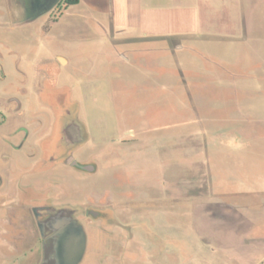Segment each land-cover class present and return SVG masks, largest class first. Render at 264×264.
<instances>
[{
  "label": "rangeland",
  "instance_id": "374dc122",
  "mask_svg": "<svg viewBox=\"0 0 264 264\" xmlns=\"http://www.w3.org/2000/svg\"><path fill=\"white\" fill-rule=\"evenodd\" d=\"M225 1L227 18L168 46L113 35L88 1L24 21L0 0V108L17 100L36 133L20 180L77 212L81 264H264V0ZM61 105L92 172L38 166Z\"/></svg>",
  "mask_w": 264,
  "mask_h": 264
},
{
  "label": "flooded vegetation",
  "instance_id": "af4514ba",
  "mask_svg": "<svg viewBox=\"0 0 264 264\" xmlns=\"http://www.w3.org/2000/svg\"><path fill=\"white\" fill-rule=\"evenodd\" d=\"M15 1L22 11V19L34 21L48 14L43 12L53 0ZM62 1L59 0L56 7ZM59 108L52 126L42 128L39 135L42 154L38 166L45 171L51 166L67 165L80 173H88L90 163L74 159L75 153L87 143L85 130L74 111L62 105ZM11 119L15 122L21 119L23 125L6 138L2 126ZM35 137V131L28 126L26 113L15 112L6 118L0 111V264H54L58 237L52 230L53 220L58 215L73 218L77 214L68 207L55 208L47 202L37 205L32 183L20 180V172H25L26 167H18L23 160H17L15 156L22 153ZM30 157L26 154L25 158ZM88 214L98 219L101 215L94 211H88Z\"/></svg>",
  "mask_w": 264,
  "mask_h": 264
},
{
  "label": "crops",
  "instance_id": "0c3cea01",
  "mask_svg": "<svg viewBox=\"0 0 264 264\" xmlns=\"http://www.w3.org/2000/svg\"><path fill=\"white\" fill-rule=\"evenodd\" d=\"M82 1L90 3V12L98 17L97 20L104 19L103 28L109 29L113 35L123 40L134 36L142 41L156 43V45L166 43L168 46L177 42V38L198 34L201 18H224L225 16L227 18L228 7V2L225 0H78L76 4ZM126 44L128 42L122 46L117 44L116 47L127 48ZM132 52L131 48L129 54ZM61 58L65 61L64 66H67L68 60L63 56ZM1 69L3 71V68ZM42 86H44L43 83L40 87ZM0 111L6 118L15 112L20 115L23 113L22 104L15 99L3 105ZM13 120L2 126L6 138H9L17 127L23 125L21 119L19 122ZM207 210L218 211V209L208 208ZM236 230H241L240 225L236 227Z\"/></svg>",
  "mask_w": 264,
  "mask_h": 264
},
{
  "label": "water",
  "instance_id": "95a60500",
  "mask_svg": "<svg viewBox=\"0 0 264 264\" xmlns=\"http://www.w3.org/2000/svg\"><path fill=\"white\" fill-rule=\"evenodd\" d=\"M58 1L53 0L43 14L50 12ZM87 171L92 172L93 168H88ZM52 230L58 237L54 264H81L87 249V235L84 227L69 215L65 217L58 215L53 220Z\"/></svg>",
  "mask_w": 264,
  "mask_h": 264
},
{
  "label": "trees",
  "instance_id": "16d2710c",
  "mask_svg": "<svg viewBox=\"0 0 264 264\" xmlns=\"http://www.w3.org/2000/svg\"><path fill=\"white\" fill-rule=\"evenodd\" d=\"M77 2H78V0H74V2H73V3H74V4H76Z\"/></svg>",
  "mask_w": 264,
  "mask_h": 264
}]
</instances>
